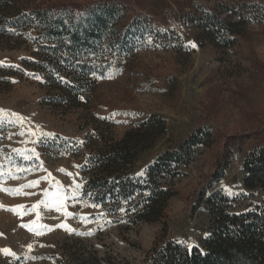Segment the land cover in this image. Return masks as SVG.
<instances>
[{
  "label": "rangeland",
  "instance_id": "1",
  "mask_svg": "<svg viewBox=\"0 0 264 264\" xmlns=\"http://www.w3.org/2000/svg\"><path fill=\"white\" fill-rule=\"evenodd\" d=\"M249 2L0 0V250L11 253L0 251V264H148L168 241L203 244L213 224L206 204L212 192L227 198L229 213L263 202L243 182L245 157L264 142V10L249 9ZM195 5H224L223 18L244 16L229 48L181 19ZM106 6L115 8L114 17L105 29L96 26L88 44L75 45L74 55L68 39L48 38L32 13L59 12L73 29L95 20L80 18L81 9ZM114 27L112 37L107 29ZM167 30L182 38L181 51ZM84 63L95 72L75 95L67 81ZM151 115L165 131L140 156L136 172L195 133L205 143L192 147L187 166L171 165V176H162L175 192L163 218L131 225L130 205L93 204L83 185L100 146Z\"/></svg>",
  "mask_w": 264,
  "mask_h": 264
},
{
  "label": "trees",
  "instance_id": "2",
  "mask_svg": "<svg viewBox=\"0 0 264 264\" xmlns=\"http://www.w3.org/2000/svg\"><path fill=\"white\" fill-rule=\"evenodd\" d=\"M255 5L264 10V0H250L248 7L252 9ZM219 8L211 10L195 5L192 8L194 14L182 12L181 19H184V16L189 17L190 21L202 30L208 41L225 49L230 47L234 37L242 33L241 27L246 20L240 12L236 20H233L232 16L223 18L221 13L227 12L228 8L224 5ZM99 9H81L78 14L80 18L88 19L92 16L95 20L90 24L88 22L84 27L80 24L74 25L73 29L61 20L59 12L56 14L51 9H37L32 13L38 23L46 29L48 38L58 41L66 37L67 51L74 55L75 45L88 44L89 40L97 35L96 26L105 29L107 22L114 17L115 8L106 6ZM68 12V15L75 14L71 9ZM252 19L257 20L258 17L253 16ZM107 30L112 37L117 33L115 27ZM166 32L173 42V49L176 52L181 51L182 38L174 31ZM119 41L118 36L115 42ZM76 69L79 71L71 76L68 74L70 77L67 81L76 89L75 95L80 94L78 85L82 80L95 72V69L86 63L77 64ZM164 131L161 118L151 115L126 131L119 140L103 143L88 160L89 172L83 185V196L93 204L103 207L110 205L113 210L124 204L130 205L125 212L131 214V225L160 221L166 203L175 195L174 191L162 184V176H171L168 170L171 165L187 166L192 147L205 143L198 138L199 134L195 133L177 149L161 153L141 172H136V163L140 156L152 148ZM232 140L234 138L230 139ZM229 147L226 146L224 153L226 163L231 157ZM243 172L245 188L263 194V202L260 205L243 213H229L227 198L218 192H212L206 199V204L209 205L213 224L203 244L185 248L177 241H168L154 250L148 264H264V142L245 157ZM95 262L97 264L98 260Z\"/></svg>",
  "mask_w": 264,
  "mask_h": 264
},
{
  "label": "snow or ice",
  "instance_id": "3",
  "mask_svg": "<svg viewBox=\"0 0 264 264\" xmlns=\"http://www.w3.org/2000/svg\"><path fill=\"white\" fill-rule=\"evenodd\" d=\"M142 174V173H140ZM33 183H36V182H33ZM77 187H79V185H77ZM19 191V190H17ZM42 203V202H41ZM22 207V206H21ZM34 208L36 207L35 205L33 206ZM57 210H60L59 208ZM13 211H16V209H13ZM65 215H67V213L65 212ZM25 227H27V225H25ZM66 227V226H65ZM0 251H3L5 254H11L10 251L8 249H3V250H0Z\"/></svg>",
  "mask_w": 264,
  "mask_h": 264
}]
</instances>
